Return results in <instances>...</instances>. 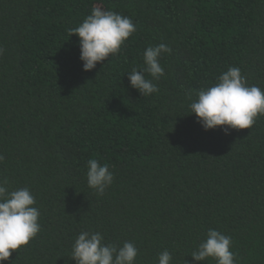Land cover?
<instances>
[{
	"label": "trees",
	"instance_id": "16d2710c",
	"mask_svg": "<svg viewBox=\"0 0 264 264\" xmlns=\"http://www.w3.org/2000/svg\"><path fill=\"white\" fill-rule=\"evenodd\" d=\"M94 6L137 30L84 71L67 29ZM161 42L172 52L144 97L127 72ZM0 47V180L29 187L41 213L40 232L3 264H75L85 230L133 242L136 264L165 249L193 264L209 228L231 236L237 264H264V116L226 135L188 114L233 66L264 89V0H0ZM89 158L114 174L102 196L87 186Z\"/></svg>",
	"mask_w": 264,
	"mask_h": 264
},
{
	"label": "clouds",
	"instance_id": "9594fccd",
	"mask_svg": "<svg viewBox=\"0 0 264 264\" xmlns=\"http://www.w3.org/2000/svg\"><path fill=\"white\" fill-rule=\"evenodd\" d=\"M136 30L130 17L98 6H94L78 26L67 29L69 36L75 34L79 38V58L84 71H91L98 63L118 55ZM4 51L0 47V55ZM171 52L172 48L163 42L148 46L143 52V67H133L127 72L130 85L142 96L148 97L159 91L153 81L164 76L160 60ZM188 107V114L194 113L204 130L223 126L222 131L228 135L232 130L252 128L256 119L264 116V89L250 85L241 69L233 66L222 72L211 86L201 88ZM4 159L0 154V162ZM86 166L87 186L97 195H104L114 180L109 165L89 158ZM40 215L29 187L10 189L6 179L0 180V264L10 258L11 250H19L36 237L41 230ZM232 244L231 236L209 228L206 237L190 254L193 264L207 260H213L215 264H237ZM138 253L131 241L117 244L106 241L100 231L85 230L74 239L68 258L75 264H136ZM172 259V253L165 249L158 255V264H172Z\"/></svg>",
	"mask_w": 264,
	"mask_h": 264
}]
</instances>
